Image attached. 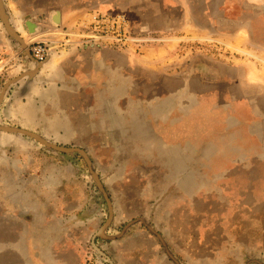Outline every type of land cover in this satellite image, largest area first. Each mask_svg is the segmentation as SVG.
I'll return each instance as SVG.
<instances>
[{
    "label": "rangeland",
    "instance_id": "374dc122",
    "mask_svg": "<svg viewBox=\"0 0 264 264\" xmlns=\"http://www.w3.org/2000/svg\"><path fill=\"white\" fill-rule=\"evenodd\" d=\"M255 1L1 0L27 45L55 40L61 69L12 83L0 125L80 148L90 167L0 130V264H264V64L245 53L264 51ZM89 9L172 40L71 42ZM33 67L0 20V93ZM103 190L112 220L94 243L109 259L92 248Z\"/></svg>",
    "mask_w": 264,
    "mask_h": 264
},
{
    "label": "built area",
    "instance_id": "2783aa9c",
    "mask_svg": "<svg viewBox=\"0 0 264 264\" xmlns=\"http://www.w3.org/2000/svg\"><path fill=\"white\" fill-rule=\"evenodd\" d=\"M66 31L65 34L72 37L71 42H77V44L86 42L98 47H105V44H112L120 47L130 45L137 49L143 48L148 43H162L172 40V37H146L142 34L132 33L129 30V25L124 15H111L104 11L91 9L83 11L76 22L66 28ZM69 42L70 39L65 42L64 40L61 41L64 44ZM54 44H56L55 40H36L29 42L28 48L32 58L37 63H43L47 60L52 50V45ZM245 53L264 64L263 50L257 48Z\"/></svg>",
    "mask_w": 264,
    "mask_h": 264
},
{
    "label": "water",
    "instance_id": "95a60500",
    "mask_svg": "<svg viewBox=\"0 0 264 264\" xmlns=\"http://www.w3.org/2000/svg\"><path fill=\"white\" fill-rule=\"evenodd\" d=\"M0 20L6 30V32L9 34V36H11V38H13L16 42L19 43V45L21 46V48L24 51V54L29 58V60L33 63L34 67L32 69L29 70H25L23 71L20 75H18L15 78H12L10 80H8L5 85L3 86L1 93H0V102L3 100V97L5 95V92L7 90V88L14 82L18 81L19 79L28 77V76H32L34 74H36L40 68H43L44 65L46 63H48L49 59L51 58V53L52 50L49 53V56L47 58V60L43 63H37L31 56V53L29 51L28 45L25 43V41L23 40V38L18 34V32L14 29V27L11 25L4 9L3 6L1 4V0H0ZM0 130H4L6 132H10V133H20L23 134L25 136H28L32 139H34L35 141L39 142L40 144H43L45 146H48L50 148H53L55 150H58L60 152H71V151H76L78 152L83 159L85 160V162L88 164V166L90 167V160L87 156V154L85 153L84 150L80 149V148H76V147H65V146H61V145H57L54 143H50L47 140H45L44 138L40 137L38 134L30 131V130H26L23 128H17V127H11V126H4V125H0ZM103 195L105 197L106 203H107V207H108V217L107 220L105 221V224L99 229V231L95 234V236L92 239V248L95 249L99 254L105 256L106 258H108L104 252H102L100 250V248H98L96 246V244L94 243V238L96 236H103V230L110 224L111 220H112V206H111V202L109 200L108 195L106 194V192L103 190ZM109 259V258H108ZM110 263H112V261L109 259Z\"/></svg>",
    "mask_w": 264,
    "mask_h": 264
},
{
    "label": "crops",
    "instance_id": "0c3cea01",
    "mask_svg": "<svg viewBox=\"0 0 264 264\" xmlns=\"http://www.w3.org/2000/svg\"><path fill=\"white\" fill-rule=\"evenodd\" d=\"M253 1V0H252ZM255 1V0H254ZM257 1H259V0H256L255 2H257ZM64 57V56H63ZM63 57H62V59H63ZM65 59V61L66 62H64V63H66V64H63V66L62 67H66V65H70L71 64V61H69L68 59L66 60V58H64ZM56 61H57V59L56 60H54V62L53 63H50V62H48L47 63V65H46V70L47 69H51V68H48V67H52L53 69H54V71H56L57 69H59L61 66H59V65H56ZM62 61V60H61ZM91 64V63H90ZM89 64V65H90ZM56 65V66H55ZM61 69V68H60ZM53 71V72H54ZM28 88V87H27ZM27 88H20V90H21V97H24V96H31L30 94H31V91H30V89H27ZM12 92H14V91H16V89L15 90H11ZM30 92V93H29ZM53 102V101H52ZM38 103V102H37ZM52 104H54V102L52 103ZM34 106H35V104H34ZM25 114V112H22V114L21 115H24ZM28 123H31L32 121H27ZM30 126H32L33 124H29ZM33 127V126H32Z\"/></svg>",
    "mask_w": 264,
    "mask_h": 264
},
{
    "label": "bare ground",
    "instance_id": "6f19581e",
    "mask_svg": "<svg viewBox=\"0 0 264 264\" xmlns=\"http://www.w3.org/2000/svg\"><path fill=\"white\" fill-rule=\"evenodd\" d=\"M54 18H55V20H58L59 17L57 14H55Z\"/></svg>",
    "mask_w": 264,
    "mask_h": 264
}]
</instances>
